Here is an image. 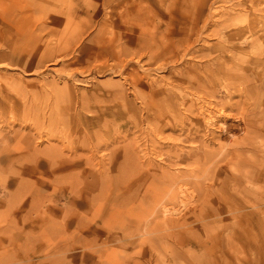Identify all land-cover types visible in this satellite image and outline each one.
Listing matches in <instances>:
<instances>
[{
	"label": "rangeland",
	"instance_id": "374dc122",
	"mask_svg": "<svg viewBox=\"0 0 264 264\" xmlns=\"http://www.w3.org/2000/svg\"><path fill=\"white\" fill-rule=\"evenodd\" d=\"M222 68L258 86L261 137L229 162L219 134L193 173L198 142L149 119L178 71ZM17 137L0 158V264H264V0H0V153ZM179 183L196 196L165 216Z\"/></svg>",
	"mask_w": 264,
	"mask_h": 264
},
{
	"label": "bare ground",
	"instance_id": "6f19581e",
	"mask_svg": "<svg viewBox=\"0 0 264 264\" xmlns=\"http://www.w3.org/2000/svg\"><path fill=\"white\" fill-rule=\"evenodd\" d=\"M250 42V41H249ZM238 60V59H236ZM223 61V60H222ZM217 62V61H216ZM221 62V61H220ZM241 62V61H240ZM242 64H246L248 67H253L252 69L256 68L258 66V61H253L252 64H250V61L245 59L242 60ZM214 64V63H213ZM215 65V64H214ZM213 66V65H212ZM226 66V65H225ZM228 66V65H227ZM214 70V69H213ZM212 70V72H213ZM187 71V70H186ZM244 71V70H243ZM179 72L180 78H177L175 81H168V84L170 86V90L167 93L168 97H166V111H158V113H155L154 116H151L150 123L159 126V130H164L166 128L169 129H176L179 128L180 130L186 132V138L190 137L191 142L195 143L198 142L199 144V150L200 153L192 157L191 164L194 165V168L192 172H196L197 169L202 168L206 160H212L209 159V155L206 159V152L208 148L215 146L217 143V136L219 134L225 136L224 143L226 145H223V147H229L225 149L226 151V160L228 159L229 162H235L241 158L243 155V150H240L241 148H244L250 144L256 145V139L258 137H261L260 133L256 132V124L252 118H249V113H251V108L254 106V100L253 96L251 95L252 89L256 91L258 88L257 85L252 86L251 80L247 78V76L243 77L241 75H231L230 70L224 71L223 68L218 73H214L213 77L204 76V79L198 76H192L189 79L182 77L183 72ZM236 72V71H235ZM247 72V71H246ZM186 73V72H185ZM237 73V72H236ZM245 73V72H244ZM190 74V72H189ZM247 75V73H245ZM177 75V74H176ZM189 77V76H188ZM229 80V84H221L222 79ZM258 78V77H257ZM259 83V81H258ZM220 84L222 85V89L224 92V95L226 98H228V101H232V103L227 102L224 103L221 100L217 101L215 99L216 94L214 93L215 90H217L216 86ZM252 86V87H251ZM261 87V86H260ZM220 90V88L218 89ZM217 90V92H218ZM166 93V92H165ZM157 94V93H156ZM150 95V94H149ZM154 96V92L151 94V98ZM235 96H239L240 100H234ZM156 97V96H155ZM222 97V96H221ZM159 98V97H158ZM157 99V98H156ZM164 100V99H163ZM242 101H246L247 106L243 107V109H240V105ZM157 104V103H156ZM165 104V103H164ZM238 107V109H236ZM163 108V107H162ZM167 110L169 112H167ZM180 110H182V115L180 114ZM253 110V109H252ZM157 111V110H155ZM257 111V110H256ZM254 113V112H253ZM179 114V115H177ZM258 115V114H257ZM259 116V115H258ZM255 118L257 116H254ZM150 118V117H149ZM156 126V127H157ZM151 127V126H150ZM153 127V126H152ZM158 128V127H157ZM153 130V129H152ZM165 131V130H164ZM156 134V133H155ZM220 135V137H221ZM154 136V135H153ZM164 137V136H163ZM263 137V136H262ZM154 139V138H153ZM180 139V138H179ZM184 140V138H182ZM222 139V138H221ZM262 140V139H261ZM17 145L16 147L10 149L6 148V152L0 153V158L2 160L9 159L14 153V151H17L22 148L20 143V138L17 137ZM155 143V142H154ZM221 143V142H220ZM223 143V142H222ZM221 143V144H222ZM223 143V144H224ZM173 144V142H172ZM221 144H219L218 147H221ZM156 145V143L154 144ZM258 145V144H257ZM263 145V144H262ZM173 146V145H172ZM176 146V145H175ZM193 146V145H192ZM254 146V145H253ZM158 147V145H157ZM155 147V148H157ZM256 147V146H255ZM258 147V146H257ZM152 148V147H151ZM153 148V150L155 149ZM178 148V147H177ZM149 149V148H148ZM249 149V148H248ZM256 149V148H255ZM258 149V148H257ZM172 150V149H171ZM181 150V149H179ZM206 150V152H205ZM211 150V149H210ZM220 150V149H219ZM223 150V148H222ZM252 150V149H251ZM184 151V150H183ZM216 150L211 151L214 153ZM218 151V150H217ZM216 151V152H217ZM255 151V150H254ZM177 152V151H176ZM182 152V151H181ZM209 152V151H208ZM207 152V154H208ZM11 154L8 156V154ZM21 153V152H20ZM150 153V152H149ZM154 153V152H152ZM156 153V151H155ZM6 154V155H5ZM151 154V153H150ZM185 154V153H184ZM184 154H178L177 156L180 157V159L176 162H173L174 159H172V165L180 166L183 163V160L185 157H188V155ZM169 155V154H168ZM193 155V154H192ZM217 155V154H215ZM214 155V156H215ZM219 155V154H218ZM154 156V154H153ZM157 156V155H156ZM20 154L16 156L15 158H19ZM159 157V156H157ZM213 157V156H212ZM170 158V156H169ZM211 158V156H210ZM216 158V156H215ZM150 159V158H149ZM245 159V158H244ZM218 161V160H217ZM207 162V161H206ZM221 162V161H220ZM249 162V160H248ZM153 163V162H152ZM217 163V162H216ZM154 164V163H153ZM227 164V163H226ZM141 165V164H140ZM210 165V164H209ZM217 165V164H216ZM242 165V164H241ZM248 165V164H247ZM250 165V164H249ZM150 166V165H149ZM169 166V165H168ZM183 166V165H182ZM185 166V165H184ZM205 166V165H204ZM220 167L219 165H217ZM251 166V165H250ZM214 167V166H213ZM228 167V166H227ZM176 168V167H175ZM181 168V167H180ZM185 168V167H183ZM190 168V167H189ZM215 168V167H214ZM217 168V167H216ZM151 169V168H149ZM156 169V168H155ZM171 169V168H170ZM174 169V168H173ZM191 169V168H190ZM208 169V167H207ZM206 169V170H207ZM223 169V168H222ZM235 169V168H234ZM237 169V168H236ZM247 169V168H246ZM172 170V169H171ZM175 170V169H174ZM185 170V169H184ZM215 170V169H212ZM253 170V169H252ZM177 171V170H176ZM178 171L185 175L186 172H182L179 168ZM208 171V170H207ZM222 171V170H221ZM228 171V170H227ZM230 171V169H229ZM232 171V170H231ZM236 171V170H235ZM238 171V170H237ZM240 171V170H239ZM153 172V171H151ZM234 172V171H233ZM264 172V171H263ZM222 173V172H221ZM229 173V172H226ZM225 173V174H226ZM250 173V172H249ZM158 174V173H157ZM161 174V173H160ZM167 174V173H166ZM179 174V173H178ZM214 174V173H213ZM232 174V173H231ZM237 174V172H236ZM163 175V174H162ZM177 175V174H176ZM190 175V174H189ZM219 174H217L218 176ZM222 175V174H221ZM233 175V174H232ZM240 175V174H239ZM238 175V176H239ZM242 175V174H241ZM247 175V171L246 174ZM168 176V177H167ZM167 176H164V180H158V175H150L148 180L150 184H156L157 186L160 185L157 182L163 181L162 185L166 186L170 181H172L173 175L167 174ZM202 176V175H201ZM233 176H237L234 175ZM213 178V177H212ZM219 178V177H217ZM244 178V177H243ZM253 178V177H252ZM186 179V178H184ZM222 179V177H221ZM225 179V178H224ZM240 179V178H239ZM246 179V178H245ZM223 180V179H222ZM227 180V179H226ZM225 180V182H227ZM248 180V179H247ZM242 181V180H241ZM249 181V180H248ZM206 182V181H205ZM210 182V181H208ZM212 182V181H211ZM240 182V181H239ZM238 183V182H237ZM193 184V183H192ZM209 184V183H208ZM207 184V185H208ZM213 184V182H212ZM169 185V184H168ZM191 185V184H190ZM162 186V188H163ZM172 186V185H171ZM206 184L204 183V187ZM209 186V185H208ZM211 186V185H210ZM160 187V186H158ZM161 188V189H162ZM206 188H208L206 186ZM211 188V187H210ZM213 188V187H212ZM211 188V189H212ZM166 189V188H165ZM214 189V188H213ZM216 189V188H215ZM218 189V188H217ZM168 190V188H167ZM177 191L179 192L181 198L179 201V207H170L169 206H163V214L165 216L172 215V214H178L181 210L187 209V206L190 204L189 201L190 198L195 197L196 193L193 194L191 190L187 188V186L184 183H179L177 185ZM211 191V190H210ZM213 192V191H212ZM205 193V192H204ZM214 193V192H213ZM207 194V193H205ZM211 194V193H210ZM153 195V194H152ZM170 195V193H169ZM204 195V194H203ZM212 195V194H211ZM157 196V195H156ZM178 196V195H177ZM179 196V197H180ZM206 196V195H204ZM214 196V195H213ZM223 196V195H222ZM225 196V195H224ZM155 197V196H154ZM159 197V196H158ZM201 198V197H200ZM199 198V199H200ZM208 198V196H207ZM216 198V197H215ZM224 199V198H223ZM226 199V198H225ZM193 200V199H192ZM203 201V199H201ZM206 200V199H205ZM207 201V200H206ZM204 201V202H206ZM208 202V201H207ZM206 202V203H207ZM210 202V201H209ZM173 206V205H172ZM192 206V205H191ZM195 206V205H194ZM193 206V207H194ZM197 207V206H196ZM195 208V207H194ZM185 209V210H186ZM190 209V208H189ZM196 209V208H195ZM184 211V210H183ZM188 211V210H187ZM192 211V210H191ZM198 211V209H197ZM201 211V210H200ZM161 212V211H160ZM190 212V211H188ZM187 212V213H188ZM194 212V211H193ZM199 213V212H198ZM184 214V213H183ZM180 217L179 215H177ZM182 216V215H181ZM187 216V215H186ZM171 219V218H170ZM180 219V218H179ZM131 221V220H130ZM177 221H167V225L175 226ZM152 222V221H151ZM155 222V221H153ZM114 230V228H113ZM117 230V229H116ZM121 231V230H120ZM169 231V230H168ZM115 232V230H114ZM119 232V230L117 231ZM131 232V231H130ZM109 233V232H108ZM120 233V232H119ZM125 234V233H124ZM110 236V235H109ZM120 239V238H119ZM168 242V241H167ZM144 244H146L144 242ZM143 245V244H142ZM147 245V244H146ZM149 248V247H148ZM151 248V247H150ZM141 256H145L147 250L142 246L140 249ZM146 257V256H145ZM147 258V257H146ZM145 259V258H144ZM127 260V259H126ZM130 260V257H129ZM133 260V259H132ZM138 260V259H137ZM136 260V261H137ZM134 261V260H133ZM140 264V263H139Z\"/></svg>",
	"mask_w": 264,
	"mask_h": 264
}]
</instances>
